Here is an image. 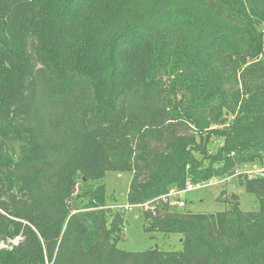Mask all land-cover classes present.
Returning a JSON list of instances; mask_svg holds the SVG:
<instances>
[{"label":"trees","instance_id":"trees-1","mask_svg":"<svg viewBox=\"0 0 264 264\" xmlns=\"http://www.w3.org/2000/svg\"><path fill=\"white\" fill-rule=\"evenodd\" d=\"M250 161L264 168V0H0V264H264V169L239 180L257 210L169 196ZM107 171L181 250L116 247Z\"/></svg>","mask_w":264,"mask_h":264},{"label":"rangeland","instance_id":"rangeland-1","mask_svg":"<svg viewBox=\"0 0 264 264\" xmlns=\"http://www.w3.org/2000/svg\"><path fill=\"white\" fill-rule=\"evenodd\" d=\"M223 140L220 136L212 135L206 146L209 154L219 151ZM19 144L13 143V148L18 151ZM200 157V156H198ZM263 167L257 162H244L236 166V170L225 177H213L205 182L199 189L192 190L181 196L184 206L193 212H211L224 209V205L217 201L220 192L225 195L233 192L239 197V206L244 211L257 210L259 204L254 194L244 191L239 184L243 175H257L263 172ZM118 173L120 176H118ZM131 174L129 172L107 171L102 178L95 179V183H103L105 189V207L121 210L123 212V227L116 237V247L126 251H142L149 248H159L163 250H181V236L177 233L149 232L144 228L142 205H132L130 209H125L128 205L126 201V191L128 189ZM211 183V184H210ZM81 186L80 178L77 179L73 187L77 192V187ZM80 203V207H82ZM173 207L174 205L171 204ZM16 239L8 240L5 244L10 246Z\"/></svg>","mask_w":264,"mask_h":264},{"label":"built area","instance_id":"built-area-1","mask_svg":"<svg viewBox=\"0 0 264 264\" xmlns=\"http://www.w3.org/2000/svg\"><path fill=\"white\" fill-rule=\"evenodd\" d=\"M118 176H120V174L118 173ZM211 184V183H210ZM205 185H209V184H205V183H195V184H192V183H187L185 185V187L181 190H178V191H171L169 193V196L172 199L171 201V204L175 205V206H178V207H182L184 206V201L181 199V196L189 191H192V190H196V189H199ZM132 205H126L125 206V209H130Z\"/></svg>","mask_w":264,"mask_h":264},{"label":"water","instance_id":"water-1","mask_svg":"<svg viewBox=\"0 0 264 264\" xmlns=\"http://www.w3.org/2000/svg\"><path fill=\"white\" fill-rule=\"evenodd\" d=\"M73 192H74V188H73Z\"/></svg>","mask_w":264,"mask_h":264}]
</instances>
